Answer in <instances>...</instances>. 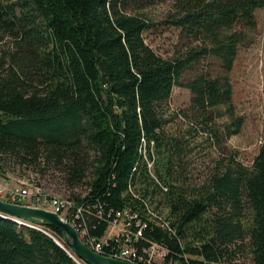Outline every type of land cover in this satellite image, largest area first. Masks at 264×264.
<instances>
[{"label": "trees", "instance_id": "trees-1", "mask_svg": "<svg viewBox=\"0 0 264 264\" xmlns=\"http://www.w3.org/2000/svg\"><path fill=\"white\" fill-rule=\"evenodd\" d=\"M142 2L0 0V43L11 39L0 46V161L61 172L64 194L84 204L97 238L107 215L128 209L133 225L146 224L133 240L142 254L158 243L167 264H237L245 255L264 264V142L251 167L227 156L200 184L183 173L182 139L164 129L180 86L206 119L227 107V138L241 131L229 77L186 76L209 57L229 74L264 0H171L168 19L186 40L173 58L146 43ZM143 144L155 146L156 178ZM42 226L58 241L0 217V264H78L62 233Z\"/></svg>", "mask_w": 264, "mask_h": 264}, {"label": "rangeland", "instance_id": "rangeland-1", "mask_svg": "<svg viewBox=\"0 0 264 264\" xmlns=\"http://www.w3.org/2000/svg\"><path fill=\"white\" fill-rule=\"evenodd\" d=\"M142 4L146 6L142 13L150 23L144 35L146 43L162 57L173 58L177 51L184 49L186 40L168 19L171 0H143ZM255 18L256 26L245 31V43L240 47L229 74H223L218 59L209 57L189 70L186 76L187 79L199 75L229 77L233 88L232 110L237 119L243 120L237 135L227 138L226 127L232 122L227 107H220L210 119H206L196 111L189 89L180 86L173 89L164 129L168 135L180 137L184 143L180 163L184 164L183 173L190 182L205 183L220 162H227V156L235 157L251 167L264 142V8L256 11ZM9 45L10 38L0 43L5 50L9 49ZM213 132H216L218 141ZM4 159L0 161L1 177L13 179L22 185H41L47 192L48 187L52 186L66 192L64 185H60L62 174L54 167L48 169V165L42 162L41 166L22 165L9 158ZM48 176H51V182H48ZM160 209L166 217L168 209ZM18 225L34 229L29 223L26 226ZM237 264H252L251 258L245 255Z\"/></svg>", "mask_w": 264, "mask_h": 264}, {"label": "built area", "instance_id": "built-area-1", "mask_svg": "<svg viewBox=\"0 0 264 264\" xmlns=\"http://www.w3.org/2000/svg\"><path fill=\"white\" fill-rule=\"evenodd\" d=\"M148 149L151 152L152 158L149 157ZM140 153L144 156L150 175L156 178L154 144H151L150 147H147V144H143L140 148ZM159 186H162L161 183H159ZM163 189L165 192L168 191L167 188ZM130 191L132 192V190ZM0 199L16 205L40 208L58 214L75 228L84 244L99 254L104 255L106 248H110L111 253L108 257L125 260L134 264H167L169 250L161 244L151 243L149 247L144 249L143 254L137 250L133 240H138L142 237L146 224L137 220L135 225H133L131 222L137 218V214H133L128 209L117 213L114 218L107 215L106 230L102 237L97 238L91 235L88 230L84 204L81 203L82 205H80L78 201L66 196L64 192L55 186L48 187L47 192L41 185H22L13 179L10 180L0 176ZM148 209L150 215L154 218L159 219L161 217L152 207L149 206ZM161 224L164 226L162 222ZM29 225L58 241L54 237V234L49 229L46 230L42 224L30 223ZM132 226H134V231L132 230ZM76 262L78 264H89L84 261L76 260Z\"/></svg>", "mask_w": 264, "mask_h": 264}, {"label": "water", "instance_id": "water-1", "mask_svg": "<svg viewBox=\"0 0 264 264\" xmlns=\"http://www.w3.org/2000/svg\"><path fill=\"white\" fill-rule=\"evenodd\" d=\"M0 217L17 224L20 223L21 226L38 221L40 224L42 223L59 230L63 235L64 244L69 248V253L89 264H134L96 253L82 242L77 231L68 221L51 211L20 206L0 199Z\"/></svg>", "mask_w": 264, "mask_h": 264}, {"label": "bare ground", "instance_id": "bare-ground-1", "mask_svg": "<svg viewBox=\"0 0 264 264\" xmlns=\"http://www.w3.org/2000/svg\"><path fill=\"white\" fill-rule=\"evenodd\" d=\"M79 235V234H78ZM83 242V241H82ZM84 243V242H83ZM86 245V244H85ZM89 247V246H88ZM92 249V248H91ZM93 250V249H92ZM97 253V252H96ZM99 254V253H98ZM70 255L72 256V258L74 259V260H77V261H82V260H80V259H77V258H75L74 256H73V254L72 253H70ZM105 256V255H104ZM85 262V261H84Z\"/></svg>", "mask_w": 264, "mask_h": 264}]
</instances>
